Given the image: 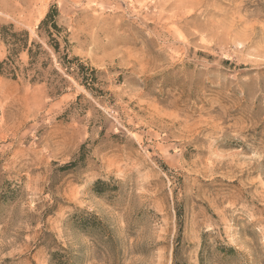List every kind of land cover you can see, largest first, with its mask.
Listing matches in <instances>:
<instances>
[{
  "label": "rangeland",
  "instance_id": "obj_1",
  "mask_svg": "<svg viewBox=\"0 0 264 264\" xmlns=\"http://www.w3.org/2000/svg\"><path fill=\"white\" fill-rule=\"evenodd\" d=\"M9 24L43 53L0 74V264H264V0H0Z\"/></svg>",
  "mask_w": 264,
  "mask_h": 264
},
{
  "label": "trees",
  "instance_id": "obj_2",
  "mask_svg": "<svg viewBox=\"0 0 264 264\" xmlns=\"http://www.w3.org/2000/svg\"><path fill=\"white\" fill-rule=\"evenodd\" d=\"M58 12L55 6H51L45 16L41 19L38 29H43L46 36L48 46L56 55L60 67L65 74L72 75L86 88L93 89L96 82L97 70L89 65H86L77 56H70L69 41L65 34H62V27L57 23ZM61 38L63 47L60 46ZM0 39L6 46L7 54L4 59L0 61V74H7L13 79L22 77L28 79L30 82L41 81L42 72L35 68L38 63V58L41 53L40 44L29 41V33L27 30H14L11 24L0 25ZM25 53L27 57L26 65L21 66L19 55ZM47 62L40 63V68H45ZM54 74L59 75L56 70ZM98 180L96 183H99Z\"/></svg>",
  "mask_w": 264,
  "mask_h": 264
}]
</instances>
